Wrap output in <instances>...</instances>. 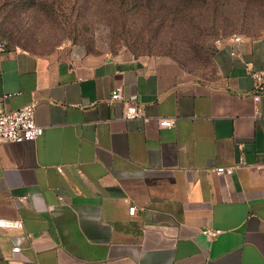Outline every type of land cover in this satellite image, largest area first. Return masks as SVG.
<instances>
[{"label": "crops", "instance_id": "0c3cea01", "mask_svg": "<svg viewBox=\"0 0 264 264\" xmlns=\"http://www.w3.org/2000/svg\"><path fill=\"white\" fill-rule=\"evenodd\" d=\"M0 45V111L37 100L45 130L0 146V219L24 222L0 230V264H264V100L256 117L246 70L264 71V37L216 47L208 79L167 59ZM119 87L149 121L123 119Z\"/></svg>", "mask_w": 264, "mask_h": 264}, {"label": "rangeland", "instance_id": "374dc122", "mask_svg": "<svg viewBox=\"0 0 264 264\" xmlns=\"http://www.w3.org/2000/svg\"><path fill=\"white\" fill-rule=\"evenodd\" d=\"M235 36L264 37V0H0L11 48L167 59L199 79L215 76L217 42Z\"/></svg>", "mask_w": 264, "mask_h": 264}, {"label": "built area", "instance_id": "2783aa9c", "mask_svg": "<svg viewBox=\"0 0 264 264\" xmlns=\"http://www.w3.org/2000/svg\"><path fill=\"white\" fill-rule=\"evenodd\" d=\"M244 40L243 37L235 36L229 39L218 41L217 44L222 46L228 42L239 43ZM0 48H4L0 45ZM246 70L249 76L254 80L255 86L252 92L255 105V116H261V103L264 100V71H255L250 65H246ZM6 96L5 98H8ZM121 102L124 106L123 119L127 121L143 120L149 121L145 116L142 105L135 100H127L123 97V89L121 87L113 91L110 98V103ZM38 102L33 100L18 110L0 111V146L3 144H22L26 142H34L44 136L45 130L36 122V109ZM159 127L162 129L172 130L176 126V119H159ZM245 165L243 157L238 164L229 167H219L216 169V174L221 177H232L237 170ZM137 211L136 207L130 208V215L134 216ZM0 230L6 231H21L24 230V222L22 220H7L0 219ZM203 235L208 240H213L222 232L220 230L205 228L202 231ZM29 239L32 235L28 234ZM21 248L15 246L12 249V254H18Z\"/></svg>", "mask_w": 264, "mask_h": 264}]
</instances>
